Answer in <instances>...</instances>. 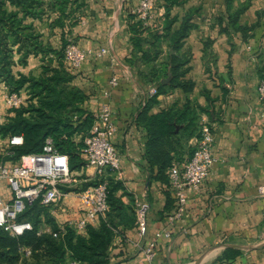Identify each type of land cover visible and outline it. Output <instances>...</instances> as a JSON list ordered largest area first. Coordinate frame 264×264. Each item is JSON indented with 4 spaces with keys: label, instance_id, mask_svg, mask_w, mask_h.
I'll return each instance as SVG.
<instances>
[{
    "label": "crops",
    "instance_id": "obj_1",
    "mask_svg": "<svg viewBox=\"0 0 264 264\" xmlns=\"http://www.w3.org/2000/svg\"><path fill=\"white\" fill-rule=\"evenodd\" d=\"M140 2L86 0L69 33L86 52L82 67L72 71L73 81L87 95L81 108L95 116L103 104H109L117 127L111 140L121 155L122 187L116 195L123 210L116 216L109 264H264V193L260 190L264 187V103L258 96L264 75V0H156L154 18L140 32L147 43L136 50L130 25L139 19L135 10ZM185 21L187 36L182 48L173 51L172 35ZM156 32L160 37L152 44ZM172 53L186 60L181 80L189 88L157 94L148 115L190 103L199 115L197 132L203 122L214 128L212 150L217 160L201 189L188 193L183 217L169 228L176 198L168 171L174 165L183 168L197 137L185 143L165 177L158 178L157 167L151 173L150 136L139 116L152 99L143 73L155 68L159 82L168 83ZM144 55L155 60L147 62ZM113 77L118 79L116 86ZM1 91L0 124L8 114ZM82 173L88 175L89 170L84 168ZM137 200L150 205L143 236L136 224ZM82 208L77 197L69 196L50 217L57 224L65 223L78 219ZM101 221L93 226L99 227ZM168 228L169 237H158ZM151 243L154 257L148 259Z\"/></svg>",
    "mask_w": 264,
    "mask_h": 264
},
{
    "label": "trees",
    "instance_id": "obj_2",
    "mask_svg": "<svg viewBox=\"0 0 264 264\" xmlns=\"http://www.w3.org/2000/svg\"><path fill=\"white\" fill-rule=\"evenodd\" d=\"M169 2L175 3L178 0ZM85 4L86 0H0V84L7 83L21 94L25 88L31 90V98L25 97L23 105L11 110L6 115L5 122L0 124L2 136L23 134L25 139L22 146L11 148L12 155L6 157L0 155L1 161H15L23 154L38 152L47 137H51L57 149L68 154L73 172L78 177H84L82 173L86 163L82 153L84 142L79 134L90 127L94 120L92 114L81 108L86 97L77 91H74L72 96L66 95L64 89L58 88L61 82L67 84L72 79V76L64 73L60 67H57L54 75L49 77H35L23 71L16 73L14 68L16 63L26 66L30 56H41L45 60L53 52L60 58V51L63 49L64 52L68 41L63 37L61 49L47 43L43 33L36 30L35 20L44 18L50 10L56 13V17L50 23L51 26L65 30L67 22L70 21L71 27L77 23V13ZM147 27L141 19L135 18L130 25L136 50H143L147 43V37L140 33ZM188 28L189 24L185 21L172 35L173 51L182 48ZM158 34L156 32L151 36V40L154 39L152 44H156L157 38L160 37ZM144 56L147 62L155 60L153 57L146 58L148 55ZM169 62L172 65L171 78L166 84L159 82L155 68H152L149 74L143 73L150 86L157 87L158 94L165 93L169 88H189L188 84L181 80L185 74V70L182 69L186 62L184 57L172 53ZM44 94L45 100L35 101L36 97H43ZM156 97L157 95L151 97L150 103L139 116V121L145 124L150 136L147 155L153 167L151 173H154V167H157L155 176L164 178L173 160L182 154L185 143L193 136L199 138L200 132H197L199 115L197 110L187 103L183 108L173 107L149 116L148 110L157 101ZM71 105L73 107L76 105L78 117L76 116L75 120L68 115L67 109ZM189 149L192 154L194 147ZM108 181L111 209L106 215L108 218H103L99 227L89 226L87 235L77 233L73 229H68L59 238L49 233L38 234L39 224L44 217L54 229L57 226L48 209L38 203L34 204L20 216L21 220L33 223V230L23 236L13 237L0 227V264H42L43 260L48 264H70L71 261H77L78 264H109L108 250L115 237L116 216L118 211L123 210V205L120 197L116 195L122 187L121 181L116 180L114 176H108ZM23 246L31 248L30 256L22 252ZM40 252H43V255H40Z\"/></svg>",
    "mask_w": 264,
    "mask_h": 264
},
{
    "label": "built area",
    "instance_id": "obj_3",
    "mask_svg": "<svg viewBox=\"0 0 264 264\" xmlns=\"http://www.w3.org/2000/svg\"><path fill=\"white\" fill-rule=\"evenodd\" d=\"M156 0H141L135 13L143 21L144 26L154 18ZM102 52H106L103 49ZM66 61L75 69L82 67L86 60V52L76 42L70 41L65 49ZM113 86L118 85V79L113 77ZM158 94L157 87L148 90L150 97ZM258 96L264 103V75L258 85ZM5 104L10 109H17L24 103L21 93L13 92L4 96ZM94 123L89 132L83 137V157L86 168H94L98 181L95 184L82 187L87 179L78 177L70 165L68 154L61 153L51 137H47L38 152L21 155L17 160H0V227L13 237L25 235L34 229L33 223L21 220L20 216L28 207L40 204L52 215L66 197H77L82 203V212L78 219H68L65 223L57 224L54 229L50 223H44L38 234L49 233L54 237L65 234L68 229L77 233L86 232L89 226L95 225L105 218L110 211L108 176H114L121 181V155L111 140L117 127L112 120V110L109 104H103L94 116ZM0 155H12L11 148L22 146L25 142L23 134L8 135ZM214 128L209 122H203L200 136L194 144V151L183 168L174 165L168 171L170 188L176 198L174 212L168 216V227L173 226L186 212L188 193L198 192L210 175V170L216 162L212 145ZM85 169V170H86ZM264 193V187L260 188ZM150 205L145 201H136V224L140 235H146L148 230V212ZM169 228L158 233L167 237L171 235ZM155 244L151 243L146 254L148 259L154 257ZM22 252L30 256V247H21ZM70 264H78L71 261Z\"/></svg>",
    "mask_w": 264,
    "mask_h": 264
},
{
    "label": "rangeland",
    "instance_id": "obj_4",
    "mask_svg": "<svg viewBox=\"0 0 264 264\" xmlns=\"http://www.w3.org/2000/svg\"><path fill=\"white\" fill-rule=\"evenodd\" d=\"M55 17H56V13L48 10L47 13L44 15V18L39 19V20H35L36 30L43 33L44 40L47 43H52V45L54 47L59 48V49H61L62 46H63V43H64L63 37H65V40L68 41V43L70 41L76 42L75 39H73V37H71V35H69V33L71 31L70 21L67 22L65 30H61L60 27H54V26H51V24H50ZM61 31H64V32L61 33ZM66 47H67V45H66ZM66 47L64 48V52H63V49H61L62 51H60L61 52L60 58H59V56L56 53H53V52H51L49 54V56L47 58H45V60L41 56H38V57L30 56L29 60H28V64L26 66H22V65H19V64L16 63L14 69L16 70V73H18V71H20L19 69H22L21 71L25 72L28 75H32V76H35V77H40V76L49 77L51 75H54V70L57 67H60L61 69H63L64 73H66V72L69 73L72 76V79L67 84H63L61 82V84L58 86V88L59 89H64L65 94L66 95H71V96L73 95L74 91L75 92L77 91L79 94L80 93L83 94L86 97V99H87V95L85 93V90L83 88H80V85H77L79 83H75L73 81L74 74L72 73V71L75 70V68H73L66 61V57H65V49H66ZM15 57H16V59H18V55H16ZM46 66H49V68H47ZM54 83L57 85L56 81ZM0 88H2L1 92H2V96L3 97L6 94H8V93L16 92L7 83H1L0 84ZM30 93H31L30 89H28V88L23 89L22 90L23 98L29 97L28 99H30L31 98V94ZM44 96H45V94L43 95V97H41V96L40 97H36L35 101H41V99H44ZM75 107H76V105H75ZM75 107H73L71 105L67 109L68 115L73 120H75L76 116H77V111H76ZM11 110H14V109H10V108L7 107L6 113H9ZM94 120H95V117H94ZM94 120H93V123H94ZM3 122H5V121H3ZM93 123L91 124L90 127H88L87 129L83 130L82 133H80L79 135H83V137H84L89 132V130L91 129ZM80 137L83 139L82 136H80ZM4 138H5V136H2L0 134V153H1V151H3L2 145H4V143H5ZM85 166H86V163H85ZM86 171H87V169H86ZM83 178H85L87 180L82 182V187H86L88 183L90 185H92V184H95V183L99 182L98 181V177L95 176L94 168H89L88 175H84ZM107 218L108 217H106V219ZM44 223H48V220H46V218H44V220H41V223L39 224V227H43ZM59 237H61V235ZM59 237H57V238H59ZM39 254L43 255V252H40ZM42 264H48V263L45 260H43Z\"/></svg>",
    "mask_w": 264,
    "mask_h": 264
}]
</instances>
